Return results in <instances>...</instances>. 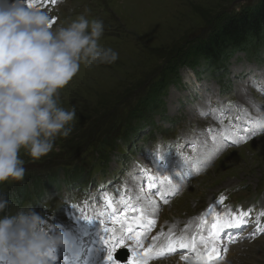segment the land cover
Wrapping results in <instances>:
<instances>
[{"label":"rangeland","instance_id":"rangeland-1","mask_svg":"<svg viewBox=\"0 0 264 264\" xmlns=\"http://www.w3.org/2000/svg\"><path fill=\"white\" fill-rule=\"evenodd\" d=\"M263 1L67 0L58 6L59 14L55 17L54 28L66 26L87 9L89 19L97 18L104 22L105 30L100 44L113 48L119 58L110 65L81 66L79 73L60 91V105L76 110L73 132L66 139L57 138L53 151L39 160H31L22 150L21 158L25 161L26 171L32 170L33 177L41 176L43 179L59 170L62 174L66 166L89 169L94 163L97 166L95 172L100 171L101 161L92 157L90 146L108 135L112 134V138L115 133L122 134V122L137 99L160 82L161 77L168 78L170 75V60L178 61L181 52L188 47L196 45V42L204 43L209 33L225 19ZM259 68L244 59L232 60L227 75L232 90L227 96L218 95L219 83L211 77L203 75L195 80L191 78L189 82L187 76L191 77V72L181 68L178 72L180 81L171 85L165 97H162L165 113L177 121L175 126L169 130V125L163 123L161 130L166 131L165 134L157 131L150 135L148 130L139 133L134 143L138 154L125 156L126 163L135 157L127 164L124 181L129 195H135V191L143 192L144 174L153 175L160 171L158 163L170 162V155L164 151L167 141L180 142L182 147L179 154L193 156L198 151L204 156L207 166L203 173L189 181L182 194L164 210L163 217L172 220L173 225H192V216L204 214L208 206H229L231 201L239 204L238 215L248 213L246 228L237 242L240 247L231 250L226 264H264V194H257V191L264 190V134L250 136V141L229 147L213 159L212 155H206V151L216 148V142L220 141L218 132L227 129L235 136H243L246 128H241L240 124L255 119L251 117L254 103L251 98L249 100L247 91L255 86L256 90L250 96H259L264 104V91H261V87H264V67ZM251 77L254 81L250 84ZM185 83L191 85L185 86ZM256 108L257 113L263 116L264 110ZM201 109L206 115L205 131H202L200 123L205 116L199 115L197 118L196 113ZM155 122L162 125L158 115ZM94 126H99V130ZM192 131L197 132L200 139L188 141L186 138ZM131 138L133 136H129L128 140ZM127 151L122 145L115 147L109 156L108 166H103L106 174L97 176L94 182H109L112 177L118 178L119 170L123 167L119 154L126 155ZM28 177H25V181H28ZM5 183L0 186H6ZM110 186L121 188L123 183ZM10 187L8 185L7 189ZM95 192V196L90 193L93 198L91 204H80L77 201L78 192L73 189L69 192L64 188L51 199L45 198L43 203L50 208L49 212H56L69 222L67 215L72 213V208L68 202L75 201L80 207L88 205L94 208L95 201L96 206H100L96 200L99 189H95ZM26 199H29L27 195ZM101 199L105 202L104 197ZM258 200H263L260 208L253 205ZM32 205V202H28L23 207ZM17 208L13 207L12 213ZM258 225L261 231L253 237Z\"/></svg>","mask_w":264,"mask_h":264},{"label":"clouds","instance_id":"clouds-1","mask_svg":"<svg viewBox=\"0 0 264 264\" xmlns=\"http://www.w3.org/2000/svg\"><path fill=\"white\" fill-rule=\"evenodd\" d=\"M87 11L54 28L49 14L27 0H0V184L24 181L22 150L36 161L57 138L70 137L76 110L62 107L59 93L81 66L119 58L100 44L104 22ZM10 203L0 194V264H53L48 253L67 246L66 234L30 206L8 214Z\"/></svg>","mask_w":264,"mask_h":264},{"label":"trees","instance_id":"trees-1","mask_svg":"<svg viewBox=\"0 0 264 264\" xmlns=\"http://www.w3.org/2000/svg\"><path fill=\"white\" fill-rule=\"evenodd\" d=\"M209 33L204 43H197L187 48L185 52H181L178 61L170 60L171 68L169 76L177 77V70L180 67H189L197 69L203 67L209 72L213 78H219L220 81L226 76L228 63L233 56L242 52L249 60L262 62L264 54V1L252 8H245L241 12L225 19V21ZM174 62V63H173ZM167 76L160 79L140 96V100L136 106L127 115L122 122L125 127L124 135L126 141L134 140L129 136L136 137L140 129L146 127H154L152 124L154 114L160 112L161 95L165 94L168 81ZM224 88V87H222ZM99 130V126H94ZM114 134V133H113ZM108 135L103 140L102 147L114 148L113 137ZM133 142V141H132ZM67 146L65 145V148ZM107 149V150H108Z\"/></svg>","mask_w":264,"mask_h":264},{"label":"snow or ice","instance_id":"snow-or-ice-1","mask_svg":"<svg viewBox=\"0 0 264 264\" xmlns=\"http://www.w3.org/2000/svg\"><path fill=\"white\" fill-rule=\"evenodd\" d=\"M55 2V0H53ZM29 7H33L31 3L28 4ZM53 26V24H52ZM261 91H264V87H261ZM264 131V129L261 128V122L259 119H253L250 121L249 126L244 129V135L239 136L238 138H233L232 142L233 143H240L242 140H246L250 138V136H254L258 134L259 132ZM217 143V151L219 150V147L222 146L223 144L227 143V138L216 142ZM163 180L167 181L169 184H172V180L168 176H164ZM133 211H136L137 209L133 208ZM248 213L246 212H241L239 215H234L230 221H225L222 224H213L212 225V231L209 233V238L205 242L206 248L204 253L196 252V255L198 258L205 260L206 262L211 261L214 259L216 256H219L220 254V239H221V234L228 232L233 229H240L243 225L247 223V217ZM87 220V218H85ZM113 225L117 223V219H113L112 221ZM149 226H151L154 221L149 220L148 221ZM104 232L106 234L108 233H113L111 236H106L104 238L105 244L110 245L108 251H107V256L105 258L106 264H116V260L120 259L118 258V253H116V257L114 259L113 253L116 251V245L119 243L121 247H124L122 241L126 240L127 237L123 234V231L121 230L120 232L116 233L114 231V228H109L105 227ZM133 229L130 227L128 228V232L131 233ZM261 231L259 225L257 226V231L252 234L254 237L256 234H259ZM139 237L140 233H136V243L139 244ZM156 238H154L155 240ZM228 242H234L233 237H229ZM211 244L212 247L208 248L207 245ZM179 246V248H189V242L185 241L183 238H181L179 241L169 239L168 244H167V250L169 252H174L176 250V246ZM153 246H149L148 251L150 252L152 250ZM191 248L193 251H196V244L195 242H191ZM224 251H227L226 246L224 247ZM161 255L163 254V250L160 253ZM49 257L51 260H55L56 257L54 254L51 252L48 253ZM147 255V252L145 253ZM182 259H187V257H182ZM128 264H143V261L136 260V259H130L128 261Z\"/></svg>","mask_w":264,"mask_h":264},{"label":"bare ground","instance_id":"bare-ground-1","mask_svg":"<svg viewBox=\"0 0 264 264\" xmlns=\"http://www.w3.org/2000/svg\"><path fill=\"white\" fill-rule=\"evenodd\" d=\"M138 55H136V57H137ZM134 58V57H133ZM252 112V111H251ZM215 145V144H214ZM180 200V199H179Z\"/></svg>","mask_w":264,"mask_h":264}]
</instances>
